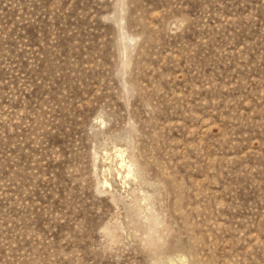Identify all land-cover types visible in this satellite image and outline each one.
I'll use <instances>...</instances> for the list:
<instances>
[{
	"label": "rangeland",
	"instance_id": "374dc122",
	"mask_svg": "<svg viewBox=\"0 0 264 264\" xmlns=\"http://www.w3.org/2000/svg\"><path fill=\"white\" fill-rule=\"evenodd\" d=\"M0 264H264V0H0Z\"/></svg>",
	"mask_w": 264,
	"mask_h": 264
},
{
	"label": "bare ground",
	"instance_id": "6f19581e",
	"mask_svg": "<svg viewBox=\"0 0 264 264\" xmlns=\"http://www.w3.org/2000/svg\"><path fill=\"white\" fill-rule=\"evenodd\" d=\"M121 167H123V160H121V164H120Z\"/></svg>",
	"mask_w": 264,
	"mask_h": 264
}]
</instances>
